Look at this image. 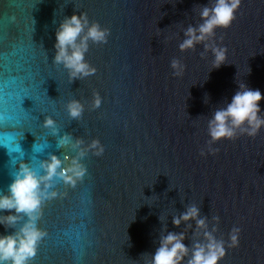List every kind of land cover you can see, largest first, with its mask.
<instances>
[{"label": "water", "instance_id": "95a60500", "mask_svg": "<svg viewBox=\"0 0 264 264\" xmlns=\"http://www.w3.org/2000/svg\"><path fill=\"white\" fill-rule=\"evenodd\" d=\"M205 5L211 0H0V108L7 117L0 133L21 149L9 155L0 147V191L12 182L13 159L38 168L53 153L75 156L71 145L58 146L65 134L82 139L81 147L97 139L104 148L83 157L87 172L74 188L54 182L67 195L44 204L39 226L47 235L31 264H149L161 234L186 231L191 248L193 231L175 227L172 217L192 203L225 241L219 264H264V128L218 141L211 152L207 132L238 83L264 93V0H241L231 26L216 29L212 39L227 53L213 70L203 44L179 48L184 30L203 22ZM81 12L110 34L105 44L89 41L85 58L96 73L70 80L54 62L55 32ZM173 59L183 65L179 76ZM72 99L84 105L78 119L66 110ZM48 116L55 136L43 127ZM233 227L239 243L227 247ZM13 230L0 226V233Z\"/></svg>", "mask_w": 264, "mask_h": 264}, {"label": "clouds", "instance_id": "9594fccd", "mask_svg": "<svg viewBox=\"0 0 264 264\" xmlns=\"http://www.w3.org/2000/svg\"><path fill=\"white\" fill-rule=\"evenodd\" d=\"M240 4L241 0H211V7L201 6L199 16L203 22L197 26L189 25L184 30V39L179 44L180 50L194 49L196 45L203 44L204 52L201 55L211 51L212 70L219 69L225 64L227 49L217 46L212 38L217 28L227 29L231 26ZM109 34V29L102 27L99 22L89 21L86 13H73L65 17L55 32L54 62L63 66L70 80L94 75L96 68L85 58L89 50V41L93 44H105ZM171 67L174 75H181L183 65L179 60L173 59ZM206 101L207 97L205 103ZM262 101L264 93L259 89H251L243 82L238 83V90L230 102L217 108L208 119L209 151H214L211 148L212 144L234 139L238 134L256 136L260 129L264 128ZM100 103L101 99L96 94L93 107H99ZM66 110L70 118L78 119L84 112V105L79 100L72 99L67 102ZM0 118L7 119L4 114H0ZM43 127L49 129L54 136L59 132L56 121L50 116L43 121ZM65 145L77 149L76 155L61 159L54 153L50 154L46 160L39 162L38 168L23 160L17 164L13 159L15 171L12 173V182L6 192L0 191V226H4L6 230L8 228L14 230L7 234L0 233V264H31L40 243L47 235L39 226L44 204L67 195V192L54 190V182L59 180L65 186L74 188L87 172L82 163L87 152L92 151L97 156L104 152L97 139L81 147L84 145L82 139L78 138L73 143L71 137L65 134L59 138L58 146ZM0 147L6 148L9 155L21 152L15 137L11 140L7 138L0 140ZM203 154L201 152V155ZM160 219L162 220L161 217ZM213 219L217 222L219 220L218 217ZM192 222L195 224L194 229ZM182 223L186 230L193 231L194 240L191 248L184 243L187 239L186 231L161 234L159 247L152 254L149 264H185V261L186 264H219L226 255L225 241L217 239L215 236L217 228L215 226L209 228L207 217L201 216L200 208L196 204H190L182 213L172 217V224L175 227H180ZM240 231L238 227L232 228L227 247L238 246Z\"/></svg>", "mask_w": 264, "mask_h": 264}, {"label": "snow or ice", "instance_id": "6c2138e0", "mask_svg": "<svg viewBox=\"0 0 264 264\" xmlns=\"http://www.w3.org/2000/svg\"><path fill=\"white\" fill-rule=\"evenodd\" d=\"M25 82H26V81H25ZM25 82H24V87L27 88ZM0 114H4L2 108H0ZM4 121H5L4 119L0 118V123H2V122H4ZM6 137H7L6 134L0 133V140L4 139V138H6ZM37 254H38V252H37ZM35 258H36V257H35ZM35 258H34V259H35ZM34 259H33V260H34Z\"/></svg>", "mask_w": 264, "mask_h": 264}]
</instances>
